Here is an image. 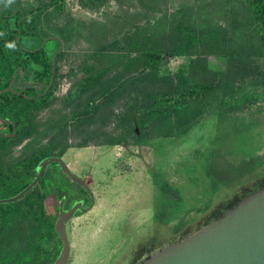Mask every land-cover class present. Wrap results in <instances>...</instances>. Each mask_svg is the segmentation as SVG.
Instances as JSON below:
<instances>
[{
    "label": "rangeland",
    "instance_id": "obj_1",
    "mask_svg": "<svg viewBox=\"0 0 264 264\" xmlns=\"http://www.w3.org/2000/svg\"><path fill=\"white\" fill-rule=\"evenodd\" d=\"M23 2L37 6V0ZM57 6L50 9L49 24L44 26L49 35L44 45L49 60L59 52L53 39L62 41L50 106L35 118L37 133L15 146L4 164L11 165L33 151L56 154L69 146L62 154L63 161L94 195L91 210L80 212L66 226L71 245L69 264H131L183 233L203 227L216 206L264 177L261 167L254 168L251 175L238 173L250 165L242 155L246 149L259 148L257 156H264V50L261 57H234V62L208 56V68L228 73L233 86L226 94L220 86L203 100L177 105L179 127L172 133L165 127L166 115L148 118L142 146L122 125L139 84L136 80L124 84L120 79L115 85L121 84L120 93L113 101L94 97L97 107L93 110L73 106L87 78L99 73L104 79L124 76L131 45L149 32L158 38L165 33L168 39L179 24L187 22L199 29L221 25L229 28L232 36L234 30L228 24L231 10H235L236 19L242 21L241 30H248L232 45L236 53L248 51L256 33L247 19L250 8L245 0H58ZM15 23L14 18L9 20L10 30H15ZM21 42L27 49L40 44L31 37H23ZM188 62L186 57L164 58L159 75H173ZM244 67L246 75L242 76ZM40 72L36 66L30 71L17 70L10 86L39 89ZM197 76L201 74L197 72ZM174 102L157 108H174ZM80 103L83 108L85 102ZM81 111L86 115H78ZM111 142L119 144L112 146ZM25 148L29 152L22 155ZM51 168L43 191L49 200L54 201V187L68 196L66 206L79 198L86 205L91 202L60 169ZM9 169L3 178L5 185L0 187V200L13 197L24 184L20 169ZM235 172L238 176L233 178ZM247 177L255 179L239 188Z\"/></svg>",
    "mask_w": 264,
    "mask_h": 264
},
{
    "label": "trees",
    "instance_id": "obj_2",
    "mask_svg": "<svg viewBox=\"0 0 264 264\" xmlns=\"http://www.w3.org/2000/svg\"><path fill=\"white\" fill-rule=\"evenodd\" d=\"M245 1L250 8L247 19L250 24H254V33H256V36H252L248 51L241 54L236 53L232 45L234 39L239 38V35H245L248 30L247 27L241 30L242 21L236 19V14H233L235 10H231L228 24L234 30L232 36L229 28L221 25L210 29H199L189 26L187 22L179 24L175 28L174 36L168 37V39L165 33L160 34L158 38L156 33L149 32L144 39H137L131 45L128 60L123 65L124 76L104 79L103 74L99 73L87 78L84 87L75 98L73 106H79L81 110L85 108L93 110L97 107L94 97L101 98L105 102L113 101L120 93L121 84L115 86L120 82V79H124V84L133 79L139 84L135 86L137 90L133 92L131 104L128 105V112L122 119L125 130L133 132L134 138L138 139V145L142 146L145 134L144 127L148 118L156 120L159 116L166 115V125V118L163 121L165 127H170L167 128L170 133L177 131L180 118L177 105H181L187 100H203L220 86L226 94V91L233 86L228 73L215 72L208 68L206 61L208 56H219L234 62V57L250 59L261 57L263 54L264 0ZM57 2L58 0H37L36 7L23 2V0H2L0 3V92L9 88L16 91V93L8 91L0 96V118L12 120L17 128L15 138L5 139L0 136V163L3 165H5V157L10 154L12 148L31 139L37 133L36 111L49 107L51 103L49 99L52 95L53 85L44 96L42 94L51 81L53 58L49 60L44 47L39 48L40 44L49 36L45 32L44 26H48V17L51 15L50 9L54 6L58 7ZM23 3L27 6L23 7ZM14 12L17 13L14 14ZM11 18L15 19V30L9 29L8 22ZM19 34L20 41L17 43L16 39ZM23 37L35 38L40 44L32 49H27L21 42ZM60 43L62 41L58 39L56 42L58 48ZM168 57H186L189 58V62L179 66L173 75L160 76L159 69L162 60ZM59 58L60 56H57L56 61ZM34 66L41 68V72L38 73V77L41 78L39 89L35 87L20 89L10 86L12 77L17 70L30 71ZM238 69L240 70L242 67H238ZM245 69L244 67L240 71L242 76L246 75ZM197 72L201 74L200 77L197 76ZM56 73L57 68L55 66V75ZM128 76H131L130 79L127 78ZM88 95L92 98H85ZM12 100L16 102L12 103ZM82 101L85 102L83 108L82 103H80ZM170 101H175L174 108L173 106L167 110L157 108L165 103H170ZM39 102H42L41 105L38 104ZM24 108L25 111L22 110ZM32 108L34 111L28 110ZM78 115L83 116L86 113L81 111ZM1 127L6 128L8 126L0 124ZM163 131L156 133L154 137ZM117 144L119 143L111 142L110 145ZM123 144L127 146L126 143ZM68 147L65 146L56 154L43 150L37 151L31 158L15 159L9 168L17 167L25 175L21 190L34 176V169L36 166L38 168L40 161L48 156L62 157ZM258 149H246L242 153L244 159L249 160L246 162L250 165H244L238 172L239 174L246 172L245 174L251 175L250 172L254 168L258 170L261 167V171L264 169V156L261 158L257 156ZM238 173L235 172L232 177L238 176ZM49 175L50 173L47 171L42 177L40 181L42 188H46L45 180ZM239 178H243V175L237 177V180ZM3 182L4 180L0 179V187L5 185ZM57 195L61 199L65 193L57 191ZM43 198L44 196L40 192L32 190L22 200L0 206V264H52L54 262L61 244L54 231L56 219L42 216L44 212Z\"/></svg>",
    "mask_w": 264,
    "mask_h": 264
},
{
    "label": "water",
    "instance_id": "obj_3",
    "mask_svg": "<svg viewBox=\"0 0 264 264\" xmlns=\"http://www.w3.org/2000/svg\"><path fill=\"white\" fill-rule=\"evenodd\" d=\"M16 13L14 12V14ZM16 41L19 43L20 34ZM44 45L45 41L40 49ZM61 48L62 43H60L59 52L52 59L51 81L42 96L49 91L53 84L55 61ZM8 91L16 93L13 89H5L0 92V96ZM6 123L12 124L11 122ZM15 135L14 126L12 135L0 133V136L5 139L13 138ZM52 164H57L61 173L87 193L91 200L88 208L83 209L82 203L77 202L67 212L62 209L64 201L59 204L54 231L61 247L52 264H69L71 245L66 226L74 219L77 211L84 214L91 210L94 204V195L90 187L71 172L62 157L53 156L41 161L34 180L17 195L0 200V205L22 200L38 185L47 167ZM224 203L216 206L213 209L214 213L210 212L212 218H209L203 227L192 233H183L173 243L158 251L148 253L131 264H264V177L254 183L252 189H246L242 196H233Z\"/></svg>",
    "mask_w": 264,
    "mask_h": 264
},
{
    "label": "flooded vegetation",
    "instance_id": "obj_4",
    "mask_svg": "<svg viewBox=\"0 0 264 264\" xmlns=\"http://www.w3.org/2000/svg\"><path fill=\"white\" fill-rule=\"evenodd\" d=\"M57 40L58 39H56V38H54L53 39V41L54 42H57ZM45 41V40H44ZM54 57V56H53ZM57 59V58H56ZM56 62V61H55ZM53 85V84H52ZM51 88H52V86H51ZM50 88V89H51ZM10 89V88H9ZM47 90V89H46ZM31 100V99H30ZM12 103H14V102H16V101H11ZM41 103L42 102H39L38 104L39 105H41ZM48 107H46V108H43V109H39V110H37L36 112H37V114L40 112V111H42V110H44V109H47ZM23 111H25L26 109L24 108V109H22ZM28 110H30L31 112L32 111H34V109L32 108V109H28ZM6 122H11L12 124H13V126L15 127V129H16V135H17V128H16V126H15V124H14V122L12 121V120H10V119H8V118H0V124H2V125H5V126H8V127H1L0 128V133H2V134H5V135H12L13 134V126H12V124H9V123H6ZM16 135H15V137H16ZM15 137H13V138H15ZM12 149H14V148H12ZM29 149L28 148H25L24 150H22L24 153H22V155H24V154H27L29 151H28ZM11 152H12V150H11ZM37 153V151H33L32 153H30L29 154V156H26V157H33L35 154ZM26 157H24V158H26ZM48 157H53V156H48ZM48 157H46V158H48ZM56 157V156H55ZM46 158H44V159H46ZM43 159V160H44ZM42 160V161H43ZM40 163H41V161H40ZM39 163V164H40ZM9 166L10 165H3V164H1L0 163V179H3L4 177H6L7 176V174H8V170H9ZM52 166H55V167H57L58 169H59V167H58V165L57 164H52V165H50V166H48L47 167V169H46V171H45V173L47 172V171H49V173L51 174L52 173ZM36 169H38L37 168V166L35 167V172H34V176L31 178V180H30V182L27 184V186L34 180V178H35V176H36V174H37V170ZM45 173H44V175H45ZM43 175V176H44ZM42 179V178H41ZM41 179H40V181H41ZM255 179V177L254 178H252V177H247V179L245 180V182H244V184H242V185H238V187L239 188H242L243 186H245V185H247L250 181H253ZM40 181H39V183H38V187H39V185H40ZM4 183V182H3ZM26 186V187H27ZM36 186V187H37ZM254 186V185H253ZM25 187V188H26ZM35 187V188H36ZM24 188V189H25ZM239 188H237V190L239 189ZM252 189V188H251ZM32 190H34V189H32ZM31 190V191H32ZM42 190V191H41ZM236 190V191H237ZM22 191V190H21ZM20 191V192H21ZM41 191V192H40ZM43 191H46V188H42V186H40V188H39V191L38 192H40L41 194L43 193ZM45 194V195H44ZM17 195V194H16ZM43 196H44V198H43V203H44V212L42 213L43 215L42 216H44V217H49V218H55V219H57V217H58V213H59V204H60V202L61 201H64L63 202V207H62V209L64 210V211H69L70 210V208L75 204V203H77V202H81L82 203V208L83 209H85V208H88V206H90V201L88 202L89 204H87L86 205V201L84 200V199H82V198H79V199H77V200H75V203H72L70 206H66L67 205V198H68V196L67 195H64V197L63 198H61V199H59L58 198V195H57V190L53 187V198H54V201H51V200H49L47 197H48V194H46V192H44L43 194H42ZM234 195H236V196H242L243 195V193L242 194H240V193H237V192H235V193H233L232 194V196L230 197V198H232ZM15 196V195H14ZM87 197H88V195H87ZM88 200H90V198L88 199ZM50 209L51 211H46V209ZM79 215H81L80 214V211H77V213L75 214V216H74V218H76L77 216H79Z\"/></svg>",
    "mask_w": 264,
    "mask_h": 264
}]
</instances>
